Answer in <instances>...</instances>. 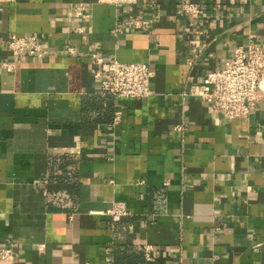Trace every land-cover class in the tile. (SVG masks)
<instances>
[{
  "label": "crops",
  "instance_id": "crops-1",
  "mask_svg": "<svg viewBox=\"0 0 264 264\" xmlns=\"http://www.w3.org/2000/svg\"><path fill=\"white\" fill-rule=\"evenodd\" d=\"M182 1L0 0V264H106L108 248L111 264H264V102L228 118L194 93L234 46L264 45V0H191L199 18ZM12 33L48 54L4 69ZM92 53L147 62L151 93H100ZM117 200L127 215L103 213Z\"/></svg>",
  "mask_w": 264,
  "mask_h": 264
},
{
  "label": "built area",
  "instance_id": "built-area-1",
  "mask_svg": "<svg viewBox=\"0 0 264 264\" xmlns=\"http://www.w3.org/2000/svg\"><path fill=\"white\" fill-rule=\"evenodd\" d=\"M134 1V0H124ZM73 14L82 20L90 17V12L84 3L73 6ZM179 15L199 18L203 16V8L196 1L183 0L179 8ZM131 29H148L152 18L144 15H134L127 20ZM84 32L82 26L78 27ZM123 26L116 23L112 28L113 34L122 33ZM82 37H85L83 33ZM10 57L1 62L7 70H14L18 63L25 58L43 59L48 49L43 41L35 34H10L5 44ZM68 54H75L76 48L67 46ZM95 62L94 75L99 82V92L104 95L141 99L151 93V79L153 69L147 62L121 61L117 58L105 62L99 54L92 53ZM194 93L206 101L211 110L224 117H246L259 102H264V45L255 39H249L246 45H236L231 55L222 64L207 72L203 80L197 85ZM120 118V112L115 111L113 123ZM112 123V124H113ZM174 128L183 130V123H176ZM112 218L128 214L122 201H112L111 206L103 211ZM111 247V246H109ZM146 259H151L152 245L142 246ZM112 248H108L104 262L111 264ZM15 253L12 247H0V260L14 261Z\"/></svg>",
  "mask_w": 264,
  "mask_h": 264
}]
</instances>
